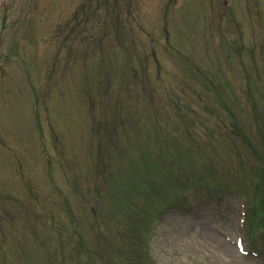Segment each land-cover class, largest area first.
Returning a JSON list of instances; mask_svg holds the SVG:
<instances>
[{
	"label": "rangeland",
	"instance_id": "374dc122",
	"mask_svg": "<svg viewBox=\"0 0 264 264\" xmlns=\"http://www.w3.org/2000/svg\"><path fill=\"white\" fill-rule=\"evenodd\" d=\"M88 1L0 0V264H264V0Z\"/></svg>",
	"mask_w": 264,
	"mask_h": 264
},
{
	"label": "flooded vegetation",
	"instance_id": "af4514ba",
	"mask_svg": "<svg viewBox=\"0 0 264 264\" xmlns=\"http://www.w3.org/2000/svg\"><path fill=\"white\" fill-rule=\"evenodd\" d=\"M123 1L124 0H106L107 6H105L103 3V2H105L104 0H93L91 2L88 1V5H89L90 9H92V8L96 9L98 6L104 7L105 8V15L110 13L109 10L116 12L117 21H118V24H120V23H122V19L120 18L121 13H122V15L125 13L124 12L125 9L122 7ZM138 2H142V5H144V6H145V4H147L148 6L144 7V9L147 11H151L152 13L168 14L171 11L170 6L172 4V0H156V3H152L151 0H145V1L144 0H138ZM138 5H140V3ZM111 6H113V7H111ZM118 6H119V10H118ZM107 21L110 22L108 19L106 20V22ZM111 25H113V24L111 23Z\"/></svg>",
	"mask_w": 264,
	"mask_h": 264
},
{
	"label": "bare ground",
	"instance_id": "6f19581e",
	"mask_svg": "<svg viewBox=\"0 0 264 264\" xmlns=\"http://www.w3.org/2000/svg\"><path fill=\"white\" fill-rule=\"evenodd\" d=\"M209 235L211 237H213V234L212 233H209ZM221 241V246L223 247L224 250H227V252L231 255H234L235 256V253H234V249L232 248V246L230 244H227L225 243L223 240H221L220 237H218Z\"/></svg>",
	"mask_w": 264,
	"mask_h": 264
}]
</instances>
